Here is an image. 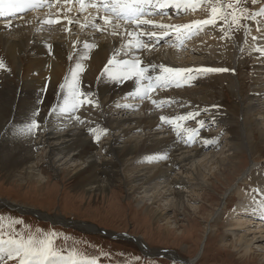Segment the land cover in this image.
<instances>
[{"label": "bare ground", "instance_id": "1", "mask_svg": "<svg viewBox=\"0 0 264 264\" xmlns=\"http://www.w3.org/2000/svg\"><path fill=\"white\" fill-rule=\"evenodd\" d=\"M102 1L109 5L112 0H100L97 6L84 0L83 7L80 0H33L30 10L24 11V14H21V10L15 13L18 17L8 14L0 16V172L4 180H34L41 184L45 177L43 171L37 168L38 151L35 148L47 145L49 148L46 151L49 159L54 158L52 162L57 172H60L57 166L61 161L66 165L72 162L68 175L74 190L91 195L103 194L112 186H122L125 191L134 192L135 186L141 182L137 189H142L148 204H144L143 197L138 200L137 206L158 219L168 214L165 209L153 208V204H159L162 199H166V204L171 203L178 212L187 208L182 199L185 191L181 195V192L173 191L169 186L168 176L172 172L175 173V185L193 187L185 196L192 200L201 196L198 191L213 187L214 180L219 181V177L221 184L227 186L230 178L238 176L241 167L235 162L231 164L230 156L223 152V155L201 154L199 150L188 147L200 141L204 146L215 148L219 135L213 131L216 125H209L207 120L223 123L226 118L227 126L222 130H226L230 137L225 140V146L231 144V149L234 148L231 154H234L241 143L240 147L249 152L252 164L241 173V179H246L250 169L255 167L253 158L258 155L252 145L256 132L264 144V0L257 1L253 18L248 24L246 22L238 36L231 31L229 15L228 21L224 19L227 12L222 3L226 0H219L218 3L213 0H182L180 8L152 6L151 11L157 16L150 17L148 13L142 21L149 23L139 26L113 22L115 17L112 11H105L107 15L102 12L106 5L101 6ZM213 7L220 9L215 23L193 26L191 29L181 27L212 19ZM49 20H58L59 23H49ZM148 33L155 35L150 37ZM199 34H205L200 44L195 42ZM161 44L166 49L162 48L160 52ZM175 53L180 56L181 62L175 59ZM194 54L203 58L200 66L195 64ZM245 59L248 61L246 64ZM109 60L114 63L109 65ZM126 60L139 62L140 67L147 70L145 76L151 79H140L137 83L136 78L128 81L112 78L117 65ZM78 64L81 66L79 71ZM240 64H243L244 71L251 69L248 78L250 89L245 92L242 91L244 84L237 76ZM201 66L225 67L234 71L192 75L182 79L179 84H165L156 80L157 76L164 75L163 67ZM74 71H77L82 91L90 93L92 103L66 112L62 110L64 98ZM223 82L227 83L231 94L238 96V106L235 107L241 116L238 123L218 101L220 84ZM187 85H197V88L186 89L181 94L173 91L170 96L165 92L166 97L160 95L165 103H161L155 112L146 106L147 103L143 104L137 99L143 94L146 98L153 97L163 93L164 89H183ZM40 100L44 101L42 105L39 104ZM37 109L39 115L34 116ZM92 109L96 111L91 112L94 117L85 118L88 121L81 124L83 121L78 123L75 120L78 112L84 116ZM197 111L200 115L195 119H180L185 113ZM176 114L180 115L179 119L167 126L168 119H160L161 116L168 118ZM216 116L218 118H214ZM33 119L40 121L39 128L35 130L37 132L29 134L26 126ZM201 120L204 122L202 126L198 123ZM189 129L197 131L190 132ZM87 131L93 132L89 134L92 139L86 134ZM165 132L170 133L165 135ZM96 137L107 140L102 150ZM205 140L210 143H205ZM109 154L111 159L107 157ZM137 161L145 165L134 167ZM121 170V179L115 183V173H121ZM242 192L239 191L241 196ZM239 203L247 216L256 212L260 215L256 218L264 220V200L258 208L254 198L250 200L247 196ZM207 204L209 208L213 205L208 201ZM242 221L237 217L228 221L231 235L234 236L230 246L237 253L247 256L252 252L254 237L248 238L252 232L243 230L246 226ZM206 228L204 236L211 230V227ZM192 260L191 263L195 264Z\"/></svg>", "mask_w": 264, "mask_h": 264}, {"label": "rangeland", "instance_id": "2", "mask_svg": "<svg viewBox=\"0 0 264 264\" xmlns=\"http://www.w3.org/2000/svg\"><path fill=\"white\" fill-rule=\"evenodd\" d=\"M213 1L216 3L219 2V0ZM257 1L260 2V0H226L222 3L226 7H224V9L227 12V21L229 15L231 31L233 34L237 36L240 35L239 33L246 22L248 24L253 18ZM217 7H219V4H217ZM233 15L237 17L235 22H233ZM204 35L205 34H199V37H196L195 42L200 44V40L204 41ZM198 43L196 44L197 46L199 45ZM159 48L160 52L162 48L166 49L162 45ZM182 53L185 54L184 51ZM194 55L196 56V60L193 61H197L195 64L200 66L203 58H201L200 55ZM175 59H178V62L182 61L180 56L176 53ZM186 59L187 58L184 60ZM184 60L183 62H185ZM244 61L245 64L248 62L246 59ZM242 66L243 64L238 66L237 76L241 83L244 84L242 86V91L245 92L250 89V81L248 78L251 76V69H249L251 67L249 66L248 72L244 71ZM194 87L197 88V85H187L184 86L183 89L180 87L167 91H164V89L163 93L155 94L153 97H142L140 98V101L141 103L143 102V104L147 103L146 106L155 112V110L157 111V109L161 107V103H165L164 100H161L162 97L160 95L166 97L165 92H167V95L170 96V93L173 91H177L181 94L186 89L189 90ZM219 92L220 99L218 101L220 102V106L225 108L226 113L228 112L232 115L235 123H238L239 120L241 121V116H239L238 113L239 110L235 109V107L238 106V96H235L233 93L231 94L226 82L220 84ZM42 98L43 96H41V99ZM143 104L139 103L140 106ZM139 105L137 104L136 107L139 108ZM145 110L148 111L147 109ZM94 111L96 110L92 109L90 112H86L85 114L87 115L84 114V116H81L79 112H76L78 115L75 120H77L78 123L83 121L81 122L82 124L88 121L85 120L87 116L94 117L93 114H91V112ZM179 116V114H176L172 117H168V121L170 120L172 123L173 120H178ZM214 118L218 117L216 116ZM207 122L210 123L209 125L212 123L216 125L213 131L219 135L218 144L215 148H211L200 144L201 142L199 141L191 143L188 146L189 149H197L201 154L207 152L210 153V155L216 153V155H223L224 153L225 155L230 156V163L232 164L235 162V164L241 167V170L236 178H230V182L227 186L221 184L222 179H220V177L219 181L214 180L213 187L209 186L210 188L206 187L207 190L206 188H203L198 191L201 196L199 198L195 197L194 200L185 197L193 187H190L187 184H185L186 187L177 184L175 185V183H173L175 173L172 172V174L168 176L170 180L169 186L172 187L173 191L177 190L178 192H181V195L183 194L182 191H185V194H183L184 198L182 197V199L185 201L187 208L183 212H178L171 203L166 204V202H164L166 199H162L159 204H153V208L157 207L159 209L167 210L168 214L159 217V220L148 211V214L144 209L141 211L139 205L137 206L138 200L144 197V204H148V198L145 196L142 189H137L141 182L135 186L134 192L132 190L127 192L122 186H112L103 194L98 193L86 195L80 193V191L73 189L74 184L68 175L72 162H68L69 164L67 163L66 165L61 161L60 165L57 166L60 169V172L58 171V173L52 162L54 158L52 157V159H49L50 155H48L46 151L47 148H49L47 145L35 148V150L39 152L36 151V154H38V159H36L38 163L37 168L40 171H43L42 174L45 177L42 183L38 184L34 180L27 182L20 179L6 182L0 172V198L8 199L13 203L37 208L49 214H59L68 219L89 221L103 227L104 229L115 232H127L131 235L140 236L151 249L173 250L180 257L185 258V260L195 257L199 251L201 243L205 241L203 252L195 264H264V220L257 219L260 215L256 212L253 213L255 216H247L244 208L242 209L239 206V201L242 202V199L245 196L250 200H253L254 198L257 208L262 205V201L264 200V144L261 142V136L256 132L253 137V139L255 138V141L252 143L253 149L258 152L259 156H254V160H252L255 163V167L250 169L246 179L242 180L241 173L249 169L248 167L252 164L248 150L242 146L240 147V143L235 149L234 154H231L233 153L234 148L231 149V144L225 146V140L230 137V134L227 133L226 130H222L224 126H227V118L225 120L223 119V123L214 120H207ZM163 123L164 122L160 124L162 125ZM171 123L169 122L165 124V126L170 125ZM179 123H181V121ZM87 132L86 134L89 137V134L92 131ZM169 133L165 132V135H169ZM184 136H186L185 133ZM103 139H99V146L102 147L101 150L106 147L103 146V143L107 140ZM221 141H223V144H221ZM197 144L200 145L197 146ZM201 147H203V149ZM97 154L100 153L98 152ZM107 157L108 159L112 158L111 155ZM98 161L100 162V160ZM138 165L144 166L145 164L141 163V161L134 163V167H139ZM109 168L107 172L110 171ZM176 170L177 169H175V171ZM99 176L101 177V174ZM121 176L122 170L121 173H115L113 179L115 183L121 179ZM240 179L242 182L239 181ZM261 186L263 187L261 188ZM226 190L228 192H226ZM242 190L243 192L245 191L247 195H244L245 193L242 192V197L241 194H239V191ZM207 194L210 198H207ZM226 194L228 195L224 198ZM254 196L261 198V200L256 199ZM207 201L208 203L213 204L212 207L209 208ZM208 210H210L209 214ZM236 217L238 220H244L242 221L245 222L246 226L243 227L245 228L243 229L244 231L249 230L252 232L248 235V238L254 237V240L251 242L252 252L247 256L237 253V251L230 246L234 236L231 235V225L228 221L231 218L236 219ZM206 227H211V230L208 231L207 236H204L207 229ZM260 229L262 231H260ZM255 231H258V233H254ZM10 237H23L25 240L30 237L35 240L51 239V247L53 250L68 258L66 261L60 262V264H73V262H75V264H89V262L93 261L95 264H181L163 257L147 258L132 241L113 239L103 235L99 231H83L74 227H66L64 225L52 223L48 220L39 219L28 213H20L16 210L0 207V238L7 240ZM205 238L207 239L205 240ZM0 264H19V259H9L6 252L0 253Z\"/></svg>", "mask_w": 264, "mask_h": 264}, {"label": "snow or ice", "instance_id": "3", "mask_svg": "<svg viewBox=\"0 0 264 264\" xmlns=\"http://www.w3.org/2000/svg\"><path fill=\"white\" fill-rule=\"evenodd\" d=\"M32 3V0H0V16H4L5 14L11 15L15 12L21 10V8L27 7ZM81 6L84 5V0H80ZM182 0H112L111 5H105V10L111 8V11L115 14L117 19H123L127 22L135 23L137 26L143 23H149L147 21H142L140 19L141 14L145 6H155L158 8H164L166 6H175L176 8L181 7ZM231 7V6H229ZM220 9L213 7L212 19H206L203 21H197L195 25H187L181 27H187L191 29L193 26H202L208 25L216 22L217 14ZM227 19V16L224 17ZM237 17L233 15V22H235ZM49 23H59L58 20H49ZM105 22L107 23V17H105ZM160 27H165L161 25ZM129 35H132L129 33ZM147 35L154 36V33H148ZM86 47H90L86 45ZM113 60H109L108 64H113ZM80 65H77V71L80 70ZM77 71L72 73L71 80L72 82L67 85V96L64 98L63 111H75L78 110L82 105L91 104L92 100L89 99L90 93L82 91L81 82L77 79ZM146 69L140 67L139 62L133 61H123L117 65L116 71L112 73V78L117 81H128L133 78L137 79V83H139L140 79H151L150 77H146ZM163 74L162 76H157V81H162L163 83H172L175 82L179 84L182 79L188 78L192 75L204 76L207 74L213 73H225L230 70L225 67H211V66H201L198 68H162ZM44 89H42V92ZM139 91V89H138ZM44 103L43 100L39 101V104L42 105ZM39 115V109H37L34 113V116ZM199 111L195 113H185L180 117L181 120L195 119L196 116H199ZM160 119L162 121L167 120L168 118L161 116ZM168 122H171L170 120ZM201 126L203 125V121L198 122ZM40 121L33 119L31 123L26 126V131L29 134H32L36 129L39 128ZM190 132H196V129H189ZM96 140L99 137L95 138ZM205 143H210V141L205 140ZM52 240L51 239H41L35 240L34 238H28L27 240L20 238H9L7 240L0 238V253H7L9 259L18 258L19 264H60L62 261H66L68 258L62 256L57 251L53 250L51 247ZM75 264V262H73ZM89 264H95V262H89Z\"/></svg>", "mask_w": 264, "mask_h": 264}, {"label": "water", "instance_id": "4", "mask_svg": "<svg viewBox=\"0 0 264 264\" xmlns=\"http://www.w3.org/2000/svg\"><path fill=\"white\" fill-rule=\"evenodd\" d=\"M0 207H5V208L12 209V210H16L20 213H28V214L34 215L35 217H37L39 219L48 220L52 223H57L60 225H64L66 227H74L76 229L83 230V231H94L93 229H90L89 227H95L96 228L95 231H99L103 235H106L110 238L125 239V240L132 241L133 243H135L138 246L141 253L147 257H163V258H167V259L177 261V262L182 263V264H193V263H191V259H188V260L182 259L181 260L179 255L173 250L150 249L147 246V244L141 239L140 236L131 235L130 233H127V232H115V231H111V230H107V229H104L102 227H99L95 223H92L89 221L68 219V218H65L59 214H49V213H47L45 211H41L37 208L28 207L25 205H21L19 203H13L12 201L5 199V198H0ZM83 227H85V228H83ZM207 234H208V231L205 234V236H207ZM203 245H204V241L201 243L200 248H199V252L197 253L196 257L193 258V260H192L193 262H196L199 259V257L201 256L202 251H203V247H204Z\"/></svg>", "mask_w": 264, "mask_h": 264}]
</instances>
